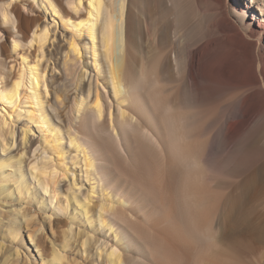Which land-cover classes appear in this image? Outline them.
<instances>
[{"label": "bare ground", "instance_id": "bare-ground-1", "mask_svg": "<svg viewBox=\"0 0 264 264\" xmlns=\"http://www.w3.org/2000/svg\"><path fill=\"white\" fill-rule=\"evenodd\" d=\"M79 8L76 0H0V26L8 36L0 42V264L9 258L19 264V250L9 251L1 240L5 235L20 240L23 225L30 228L36 215L30 204L59 221L69 220L60 230L64 242L50 251V258L37 233L27 230L26 248L36 252L31 255L35 261L47 258V264H71L64 260L72 239L91 264H226L230 250L248 254L254 229L260 228L259 239H264V220L257 216L262 209L252 200L264 192V0H121L119 7L106 0L99 32L87 15L91 9ZM59 24L63 36L69 34L66 48L55 42ZM44 27L49 35L42 52ZM74 40L81 54H89L95 73L84 72L86 88L73 95L57 76L66 75L69 65L80 67ZM21 70L24 87L17 91ZM161 75L173 83L174 92L165 94L163 84L159 90L149 86V80L160 83ZM130 81L135 88H129ZM101 83L113 101L106 121L93 107ZM45 84L54 99L43 92ZM181 96L196 103V129L203 135L189 145L178 132L179 146L214 161L226 178L214 183L193 174L186 183L166 187V211L160 217L134 199V189L147 191L152 183L153 159L137 144L133 129L149 132L158 121L166 136L156 99L165 102L167 111V101ZM167 119L179 127L178 114L168 113ZM116 125L135 145L131 157L122 151L129 142L118 139ZM33 166L47 171L49 179ZM64 176L66 182L60 180ZM186 224L210 232L215 246L209 250L207 243L197 242ZM73 226L84 229L72 236ZM236 230L238 245L231 241Z\"/></svg>", "mask_w": 264, "mask_h": 264}, {"label": "snow or ice", "instance_id": "snow-or-ice-1", "mask_svg": "<svg viewBox=\"0 0 264 264\" xmlns=\"http://www.w3.org/2000/svg\"><path fill=\"white\" fill-rule=\"evenodd\" d=\"M230 2V0H229ZM76 3L80 5L79 11H83L85 8L91 9L87 13L90 20H94L96 22V31L99 32V26L104 24V15L103 9L106 6V0H76ZM70 8L75 9V5L69 3ZM105 30H108V25L105 24ZM42 52L45 51L43 45L47 43V37L49 35V28L44 27L42 32ZM8 40V36L6 33L0 32V42H6ZM111 45V41H109V46ZM73 49L76 55L81 54V49L76 41H73ZM15 48H19L20 45L16 44ZM42 62V61H41ZM99 67L103 71V61L101 59ZM105 72V76H106ZM114 77L119 78L120 73L118 70L114 71ZM47 78V70H45V79ZM87 77L85 76V79ZM165 85L164 92L165 94H169L174 92V85L172 82L168 81L163 75L160 77V83L153 82L149 80V86L154 90H159L160 85ZM15 85L17 91L24 87V73L21 70L20 78L15 80ZM35 87L37 89L40 88L39 82L36 83ZM135 82H129V88H135ZM99 91L95 94L96 103L93 107L96 109V114L100 119L107 120L109 108L108 105L112 104L111 100V91L106 88L103 83L99 85ZM43 92L45 94L49 93V85L45 84L43 87ZM89 97L93 95L92 91L88 93ZM105 97H109L107 100ZM61 107L63 103L61 102ZM197 105L194 101L180 97L179 100L174 98H170L167 101V111H165V102L157 98L156 99V109L165 115L163 128L166 129L167 135H164V130L161 128V125L158 121H156V127L152 128L149 132L140 133L136 131L137 135V144L144 147L152 156L153 162L149 167V179L152 181L151 185L146 186L147 191L145 190H136L134 189V199L137 200L138 203L141 204L142 207H147L151 209L157 216L163 217L166 211V199L163 198V192L166 187L179 186L181 181L185 183L187 180L193 175L197 174L198 176L211 180L214 183L218 180H223L226 178V173L223 172L222 169L218 168L214 161L209 159L208 157L201 158L196 154L195 151L182 149L179 144L180 140L178 138V132L183 133V142L185 144H191L197 137V135H203L202 132H198L196 129V118L193 114V111L196 109ZM114 111V110H113ZM168 113L178 114V124L175 121H170L167 119ZM78 115H80L78 113ZM149 118L155 121V115L152 110L148 112ZM82 119L86 122L88 119V113L84 112L82 114ZM115 132L119 133L118 139L122 141L129 142L128 149H122V151H127L129 157L132 156V152L135 148V145H132L131 139L129 137L128 131L116 125L114 128ZM13 148L16 147V144L12 145ZM39 147V145H38ZM21 157L24 156V152L20 153ZM33 171L38 175L42 176L45 180L49 179V173L47 171L40 172L38 168L33 166ZM52 183L55 185L56 181V169L52 170ZM163 174L164 179L161 181L160 176ZM69 179L68 176L60 177L61 181H67ZM72 180L76 178L71 177ZM160 183V189L157 190L156 184ZM63 188H61V191ZM69 191H72L70 188ZM76 191L79 192L80 188L77 187ZM67 200L68 198L65 197ZM87 203V200L85 201ZM21 211H23L21 209ZM49 219H53L49 217ZM185 227L192 234L193 238L197 240V242L203 244L207 243L209 250H211L215 246L214 238L211 236V233H200L197 232L191 225L186 224ZM55 232L51 233L52 236H55ZM113 252H116V249H113ZM158 254H163L162 249L157 250ZM148 264H151L149 260Z\"/></svg>", "mask_w": 264, "mask_h": 264}, {"label": "rangeland", "instance_id": "rangeland-1", "mask_svg": "<svg viewBox=\"0 0 264 264\" xmlns=\"http://www.w3.org/2000/svg\"><path fill=\"white\" fill-rule=\"evenodd\" d=\"M117 3V6L119 7V4L121 2V0H115ZM254 5V4H253ZM47 21H49L51 19V17H46ZM115 19L118 25L121 24V19H120V15H119V10H117L116 14H115ZM0 32H4V30L2 29V27L0 26ZM57 36L55 38V42L59 41L60 44H62L63 48H66V44H67V38H69V34H63L65 33L63 31L62 25L59 24L57 25ZM64 37V40H63ZM52 49V47L50 48ZM89 54H86V56H84L83 54H81L80 57V67L77 65H69V71L66 75L63 76H57L58 74H56L57 71H59V65H57L56 63V72H54V76H57L58 78L61 77V79L65 82V84L71 88V92L74 94H77L79 89L84 86V88H86L85 84H83L82 82V75L84 72L88 73V71L92 70V73H95V71L93 70V66L91 63V58H88ZM50 65H53L52 63L49 62ZM55 66V65H53ZM50 94H48V98L51 99V92H49ZM54 95L52 96V99H54ZM58 99H60V96H58ZM1 105V104H0ZM6 107V106H5ZM6 109H8L6 107ZM3 112V111H2ZM20 125V124H19ZM19 133V132H18ZM36 135V134H35ZM19 140V137H18ZM18 150V149H17ZM16 151L12 152V154H15ZM31 154V152L29 153ZM234 179V178H233ZM236 180V179H235ZM63 182V181H62ZM66 182V181H64ZM87 187V184H84ZM83 186V187H85ZM85 187V188H86ZM252 200H254L258 206L262 209V212H258L257 216L261 217L264 220V192H260L259 195H255ZM13 203V202H12ZM10 203H7L6 205L8 206ZM23 206H26V204H23ZM16 207V205H15ZM31 209V213H35L36 211V215L33 217V222L30 224V228H27L25 225H23V228L21 229V238L19 240V238H11L10 236L5 235V239L1 240V242L4 243V248L5 246H7L6 249H9V251H13L14 248L16 247L19 250V257L17 261L19 264L20 260L24 263V264H47L46 260L47 258L41 259V257H37L36 261L32 258L31 255H34L36 252L35 251H28V249L26 248L27 243L29 242L28 237H27V230H34L37 235L40 237V240L42 242V247L44 248L45 252H46V256L48 258H50V251L53 250L54 248H59L60 244H62L64 242V238L63 236L60 234V230L63 228L67 227V222H69V220L66 217H62V221H59V219H56V215L55 214H51V213H47L45 214L44 212H42L41 210L36 209L34 206H31V204L28 206ZM18 208V207H17ZM5 214H7L6 212H4ZM49 217H52L53 219H49ZM234 219L236 224L238 223L237 220V212L235 210V214H234ZM220 220L215 221L214 223V227L215 230L217 231V225L219 224ZM78 229H84L83 226H78L77 229L74 228L72 229V236L73 234L75 235L78 232ZM237 229V227H236ZM90 230L89 227L86 228V231ZM259 230L260 228H258L257 230L254 229L253 230V242L252 245L250 247V250L248 252V254L242 256V255H238L236 253H234L232 250L228 251L229 252V257L225 259V263L226 264H258V260H264V239L260 240L259 239ZM55 232V236H52L51 233ZM238 230H236V233H234V239L232 238L231 241L233 240V242L235 241V245H238V241L240 240V237H238ZM237 236V237H236ZM18 237V236H17ZM239 238V239H238ZM242 242L245 241L243 239H241ZM232 242V243H233ZM71 243L73 244V247L71 248L70 252L66 253V260L65 263H69V261H71V264H91L90 260H88L87 258L83 259L80 257L78 248L76 247V243L77 241H73V239L71 240ZM243 244V243H242ZM233 247V246H231ZM237 255V256H236ZM234 256V257H233ZM16 257V256H14ZM23 258V260H22ZM0 260H1V256H0ZM25 260V261H24ZM229 260V261H228ZM12 258H9L7 261V264H14L12 262ZM22 263V264H23Z\"/></svg>", "mask_w": 264, "mask_h": 264}]
</instances>
